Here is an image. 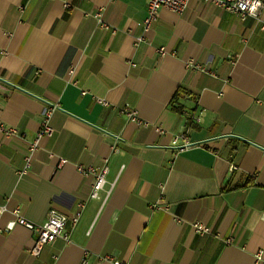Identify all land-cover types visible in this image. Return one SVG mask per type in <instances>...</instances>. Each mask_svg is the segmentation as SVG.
Listing matches in <instances>:
<instances>
[{
	"label": "crops",
	"instance_id": "1",
	"mask_svg": "<svg viewBox=\"0 0 264 264\" xmlns=\"http://www.w3.org/2000/svg\"><path fill=\"white\" fill-rule=\"evenodd\" d=\"M146 3L0 0V123L19 134L0 133V264H264L261 22L189 0L143 30ZM50 104L53 133L24 169ZM125 105L143 125L118 113ZM181 133L193 146L177 152ZM104 161L105 187L91 199L93 178L77 166ZM78 202L69 242L28 253L35 235L12 211L41 225Z\"/></svg>",
	"mask_w": 264,
	"mask_h": 264
},
{
	"label": "built area",
	"instance_id": "2",
	"mask_svg": "<svg viewBox=\"0 0 264 264\" xmlns=\"http://www.w3.org/2000/svg\"><path fill=\"white\" fill-rule=\"evenodd\" d=\"M189 0H147L145 6V18L142 21V29L148 30L151 28L153 23L157 20L158 13L161 9H167L175 14H181L187 9ZM199 2L208 3L213 7H217L222 9L224 12L233 14L237 16L241 21L246 20L251 17L254 19H259L261 22V30L264 31V19L261 18L262 10L264 9V0H197ZM93 17L97 20V25L99 28L107 31L110 27L102 20V10H98ZM114 32V31H113ZM142 37L137 39V42L142 41ZM160 54L164 53V49L160 48L158 50ZM230 59L231 65H235L237 63V59H232L231 56L228 57ZM196 68H200L194 65ZM201 71H205L200 68ZM206 72V71H205ZM58 109V105L50 104L44 111L42 115V121L40 125V129L37 133L36 139L32 144L28 146L27 153L25 155V168L27 169L30 163V158L33 153H35L39 148V141L45 137L50 136L53 133V129L50 126V119L54 111ZM118 113L124 115L129 121L136 123L138 126L143 125V123L137 118L135 111L131 110L127 105L118 110ZM159 132H162L158 129ZM0 133L6 137H18V131L14 128L7 127L0 123ZM193 146L190 142V139L186 133H181L175 135L171 141V147L177 152L184 151ZM66 163V160L60 159L57 168H60ZM77 171L83 177H92L93 183L91 185L90 190V198L97 199L99 197V193L104 189L106 184V174L108 172V168L106 166V162L104 161L101 166H77ZM84 208L83 202H78L76 204V208L70 216H64L57 213L54 210H50L48 212L47 220L41 225H34L25 221V219L20 215L19 210L15 209L12 211V215L16 219V223L19 226H22L35 235V242L32 248L28 251L32 256L38 257L42 251V249L46 246L54 242L56 239L60 238L64 240L66 243L69 242L68 234L66 233L67 225L75 226L82 214ZM5 207L0 206V215L5 212ZM192 229L196 234H209L210 229L203 225L200 222H195L192 225ZM230 238L227 242H230ZM257 261L261 263V252L257 255ZM105 258H100L99 260H103ZM110 264H123L120 261H115L109 259Z\"/></svg>",
	"mask_w": 264,
	"mask_h": 264
},
{
	"label": "trees",
	"instance_id": "3",
	"mask_svg": "<svg viewBox=\"0 0 264 264\" xmlns=\"http://www.w3.org/2000/svg\"><path fill=\"white\" fill-rule=\"evenodd\" d=\"M183 96H186V94L183 93L181 90H178L177 93L174 95L173 99L170 102V106L173 108V110L180 111L181 106L178 104V100Z\"/></svg>",
	"mask_w": 264,
	"mask_h": 264
}]
</instances>
